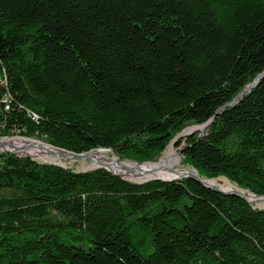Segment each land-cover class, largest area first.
<instances>
[{
	"label": "trees",
	"instance_id": "1",
	"mask_svg": "<svg viewBox=\"0 0 264 264\" xmlns=\"http://www.w3.org/2000/svg\"><path fill=\"white\" fill-rule=\"evenodd\" d=\"M263 72L264 0H0V139L154 163L212 118L180 166L264 197ZM0 264H264V210L2 152Z\"/></svg>",
	"mask_w": 264,
	"mask_h": 264
},
{
	"label": "bare ground",
	"instance_id": "2",
	"mask_svg": "<svg viewBox=\"0 0 264 264\" xmlns=\"http://www.w3.org/2000/svg\"><path fill=\"white\" fill-rule=\"evenodd\" d=\"M189 130H185L187 132ZM9 151L14 154L36 158L45 163L58 164L63 166L67 162L75 160H86L90 164L88 168L106 167L115 174L132 182H142L149 179H168L167 171L175 170L180 174L188 173L187 170L179 168V159L173 152H165L158 162L136 165L131 162L123 161L111 156V152L104 149L93 150L81 158H71L70 155L44 146L42 143L22 138L2 139L0 142V152ZM89 170V169H88ZM212 187H218L223 191H233L231 188L219 185L216 181H205ZM245 199L253 206L264 208V199L256 198L248 192H243Z\"/></svg>",
	"mask_w": 264,
	"mask_h": 264
},
{
	"label": "water",
	"instance_id": "3",
	"mask_svg": "<svg viewBox=\"0 0 264 264\" xmlns=\"http://www.w3.org/2000/svg\"><path fill=\"white\" fill-rule=\"evenodd\" d=\"M262 77H264V72L261 73L260 75H258L257 78L253 81V83H251V84L248 85L245 89H243V90L237 95V97L233 100V103L237 102L238 99H239L242 95L248 93V92L250 91V89L253 88V87L257 84L258 80H259L260 78H262ZM223 109H224V107L220 108V109L215 113V115L220 114V113L222 112ZM212 120H213V119L211 118L207 123H205V124H203V125H201V126L191 127V128L186 129V130H189V131H187V132H189L188 134H191V133L196 132V131H200V132H202V131H204L206 128L209 127V125L211 124ZM183 135H184L183 133H182V134H179L178 137H177V139H178L179 137H182ZM12 138H15V137H12ZM18 138H19V137H18ZM2 139H11V138H2ZM2 139H0V142L2 141ZM22 139H27V138H22ZM35 141H36V140H35ZM38 142H40V141H38ZM40 143H42V142H40ZM173 143H174V142H172L171 144H173ZM42 144H43L44 146H46V147H49V148H51V149H54V150L60 151V152H62V153H64V154H68V155L71 156V158H81V157H83L84 155H86L87 153L90 152V151H88V152H84V153H80V154H75V153H72V152H69V151H65V150H63V149H59V148L53 147V146L48 145V144H45V143H42ZM105 150H107V149H105ZM108 151H109V150H108ZM5 152H7V151H5ZM8 153L14 154L13 152H8ZM175 154H176L177 156H179V152H177V153H175ZM15 155H17V154H15ZM17 156H19V157H27V156H21V155H17ZM29 158H30V157H29ZM120 162H123V161H120ZM43 163H45V162H43ZM151 163H152V162H151ZM48 164H51V163H48ZM134 164H136V165H143V164H149V163H142V164L134 163ZM52 165L61 166V165H58V164H52ZM61 167L66 168L65 166H61ZM100 168H101V169H105V170H107L109 173H111L112 175H114V176H116V177H119V178H121V179H124V178H122L121 176H119V175L115 174L114 172L110 171V170L107 169L106 167H102V166H100V167H96V168H93V169H89V170H86V171H91V170L100 169ZM86 171H84V172H86ZM191 171H192V172L189 171V172L186 173V174H180V173H177V172H175V171H167L168 179H166V180H161V181L169 182V181H173V180H181V179L191 178V179H193V180L199 182V183H200L201 185H203L204 187H206V188H208V189H211V190H213V191H215V192L222 193V194H225V195H232V196L240 197V198L243 199L248 205H250V206H252L253 208H255V207H254L249 201H247V200L245 199V196L243 195V192H246V191H242V190H236V191H234V190H233V191H223V190H221V189H219V188L212 187V186L206 184L205 181H211V180L201 179V178L198 177V175H197L193 170H191ZM124 180H126V179H124ZM152 180H160V179L155 178V179H149V180H145V181H142V182H136V183H143V182L152 181ZM128 181H129V180H128ZM251 195H253V194H251ZM253 196L256 197V198L264 199V197H257V196H255V195H253ZM259 209H261V210L263 209V210H264V208H259Z\"/></svg>",
	"mask_w": 264,
	"mask_h": 264
},
{
	"label": "rangeland",
	"instance_id": "4",
	"mask_svg": "<svg viewBox=\"0 0 264 264\" xmlns=\"http://www.w3.org/2000/svg\"><path fill=\"white\" fill-rule=\"evenodd\" d=\"M188 133L189 132H185V131L183 132L184 135H187ZM177 141H178V139L173 144H170L169 147L163 152V154L161 155V157L164 155L165 152H168V151L173 152V153H177V150H178V149H176V142ZM7 152H9V151H7ZM0 153H2V152H0ZM111 156L115 157L112 153H111ZM177 157L179 159V168L182 169V170H187L188 172L189 171L192 172L189 168L180 166V158H179V156H177ZM31 159L32 160H35L37 162L43 163L42 161H40V160H38L36 158H31ZM159 159L157 160V162L159 161ZM89 164H90V162L89 161H86V160H79V161L78 160H75L73 162H67L63 166H65L66 168H69V169L73 170L74 172H84V171H86L88 169H91V168H88V165ZM169 171H171V170H169ZM211 181H216L219 185L224 186V187L231 188V190H234V191L240 190L235 185L231 184L227 179L222 178V177L217 178V179H213ZM254 207L259 208L257 206H254Z\"/></svg>",
	"mask_w": 264,
	"mask_h": 264
}]
</instances>
